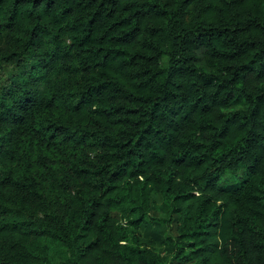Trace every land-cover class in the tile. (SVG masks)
I'll list each match as a JSON object with an SVG mask.
<instances>
[{"label": "trees", "instance_id": "trees-1", "mask_svg": "<svg viewBox=\"0 0 264 264\" xmlns=\"http://www.w3.org/2000/svg\"><path fill=\"white\" fill-rule=\"evenodd\" d=\"M0 69V264H264V0H0Z\"/></svg>", "mask_w": 264, "mask_h": 264}, {"label": "rangeland", "instance_id": "rangeland-1", "mask_svg": "<svg viewBox=\"0 0 264 264\" xmlns=\"http://www.w3.org/2000/svg\"><path fill=\"white\" fill-rule=\"evenodd\" d=\"M0 80H3L4 82H5V80H6V75H5V73L2 71V69H0ZM4 82H3V83H4ZM155 201H156V203L158 204V206L161 204V200H160L159 197H156V198H155ZM166 233H168L167 230H166ZM169 235H171V233H169ZM163 248H164V247H163ZM162 255L165 256V255H166V252L163 251V252H162Z\"/></svg>", "mask_w": 264, "mask_h": 264}]
</instances>
